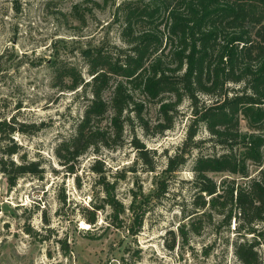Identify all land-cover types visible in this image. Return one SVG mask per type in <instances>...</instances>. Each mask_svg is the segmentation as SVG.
Listing matches in <instances>:
<instances>
[{
    "label": "trees",
    "instance_id": "trees-1",
    "mask_svg": "<svg viewBox=\"0 0 264 264\" xmlns=\"http://www.w3.org/2000/svg\"><path fill=\"white\" fill-rule=\"evenodd\" d=\"M113 23L120 24L122 45L110 47L104 38L80 51L89 77L77 64L60 60L55 50L49 60L53 86L87 100L74 132L56 147L61 164L75 173L90 150L123 145L134 122L147 134L172 129L186 100L191 119L182 145L174 154L166 153L159 173L156 151L134 134L131 144L138 159L157 174L153 190L133 191L128 206L117 195L128 169L109 179L105 161L95 158L91 170L103 196L101 203L92 201L91 208L82 209L84 220L97 227L99 214L109 208V226L121 228L128 218V230L138 234L149 206L166 196L171 179L203 142L198 136L205 127L214 147L223 150L196 157L193 210L183 209L189 222L179 232L186 240L191 231L200 234L202 218L204 228L219 216L227 228L235 223L238 260L264 264L259 252L264 246V0H122L108 24ZM153 105L158 113L154 125L146 116ZM30 125L14 116L0 117V172L10 188L25 175L42 177L45 172L42 161L30 159L14 138L44 126ZM252 166L258 168L254 176ZM212 173L229 176L217 181ZM61 200L66 202V196ZM90 228L85 233L95 236Z\"/></svg>",
    "mask_w": 264,
    "mask_h": 264
},
{
    "label": "rangeland",
    "instance_id": "rangeland-1",
    "mask_svg": "<svg viewBox=\"0 0 264 264\" xmlns=\"http://www.w3.org/2000/svg\"><path fill=\"white\" fill-rule=\"evenodd\" d=\"M121 1L0 0V117L14 116L31 125L43 123L39 131L16 133L14 138L30 159L41 160L45 167L42 177L25 175L13 188L0 172V264H242L234 249L239 237L234 222L227 228L215 216L203 228L202 218L200 234L191 231L185 240L179 232V226L189 222L183 209L187 213L193 210L196 157L223 150L214 147L205 127L198 136L203 142L171 179L166 196L149 206L138 234L128 230V218L121 228L109 226V208L99 214L97 227L83 218L82 209L91 208L92 201L101 203L103 196L97 174L91 170L95 158L105 161L109 179L128 169L117 189L118 197L128 206L133 191L153 190L156 171L165 167L166 153L174 154L182 145L191 119L186 100L172 129L147 134L134 122L126 129L123 145L102 148L99 153L90 150L76 164L75 173L61 164L56 147L74 132L87 100L53 86L49 60L55 50L60 60L77 64L89 77L81 49L98 45L104 38L110 47L123 44L120 24H108ZM157 114L156 105L146 113L152 125ZM134 134L156 151L155 172L138 159L131 144ZM257 170L251 167L252 176ZM211 176L220 181L229 174ZM63 195L66 202L61 200ZM88 228L95 236L85 233ZM259 252L264 261V246Z\"/></svg>",
    "mask_w": 264,
    "mask_h": 264
}]
</instances>
